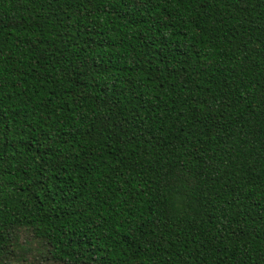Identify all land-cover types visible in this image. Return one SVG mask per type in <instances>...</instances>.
<instances>
[{"label": "trees", "instance_id": "trees-1", "mask_svg": "<svg viewBox=\"0 0 264 264\" xmlns=\"http://www.w3.org/2000/svg\"><path fill=\"white\" fill-rule=\"evenodd\" d=\"M33 247L264 264V0H0V264Z\"/></svg>", "mask_w": 264, "mask_h": 264}, {"label": "rangeland", "instance_id": "rangeland-1", "mask_svg": "<svg viewBox=\"0 0 264 264\" xmlns=\"http://www.w3.org/2000/svg\"><path fill=\"white\" fill-rule=\"evenodd\" d=\"M22 256L15 257L12 260V264H65L57 263L53 260L48 259L46 256H43L35 247L31 250L22 251Z\"/></svg>", "mask_w": 264, "mask_h": 264}]
</instances>
